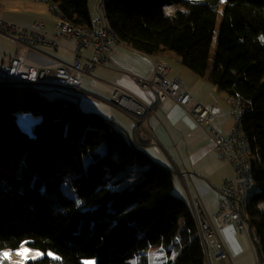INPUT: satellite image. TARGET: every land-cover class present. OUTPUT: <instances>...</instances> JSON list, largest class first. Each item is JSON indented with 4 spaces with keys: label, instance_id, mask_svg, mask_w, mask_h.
<instances>
[{
    "label": "trees",
    "instance_id": "1",
    "mask_svg": "<svg viewBox=\"0 0 264 264\" xmlns=\"http://www.w3.org/2000/svg\"><path fill=\"white\" fill-rule=\"evenodd\" d=\"M47 3L75 24L91 23L88 0ZM172 4L177 11L166 18L162 6ZM104 14L117 41L149 56L173 51L192 72L240 98L256 187L247 222L263 258L264 0H105ZM20 88L0 84V251L27 242L58 259L45 254L25 264H151L149 249L159 246L164 264H207L190 206L172 192L173 168L153 161L113 120L83 112L79 101L48 98L37 85ZM20 112L39 118L32 134L19 127ZM131 163L141 168L138 180L117 190V173Z\"/></svg>",
    "mask_w": 264,
    "mask_h": 264
},
{
    "label": "crops",
    "instance_id": "2",
    "mask_svg": "<svg viewBox=\"0 0 264 264\" xmlns=\"http://www.w3.org/2000/svg\"><path fill=\"white\" fill-rule=\"evenodd\" d=\"M43 3L44 1L39 0H0V18L18 24H21L17 22L20 20L27 24L25 26H30L32 21L33 23L40 21L43 23L42 33L53 37L55 31L52 28L49 30L46 24L48 17L44 11ZM90 8L88 4L90 17L94 19L95 15H91ZM51 16L55 21L53 14ZM67 42H71V45H68ZM13 43L16 48H13L12 55H9L8 59L5 57L2 60L0 68L8 64L14 57H19L26 65L50 67L61 63H71L73 60L71 50L74 49L75 42L72 43L70 40H66V42L62 38L59 40L60 44L67 46L64 49H69L70 52H66L62 47L56 48L43 43L34 45ZM87 49L83 53L84 49L82 48L81 53L89 58L94 48L88 47ZM165 56L172 58L173 61L169 62ZM162 57L170 65L172 71L186 83L187 90L194 101L208 103L212 106L214 121L209 127H201L187 110L169 97L156 102V96L152 90L142 88L135 79L137 75L146 78L152 75V56L119 41L112 44L109 67L95 64L88 73L82 76L79 89L91 93L96 98L79 100V106L82 110L96 112L113 120L131 137L136 130L134 117L110 103L113 90L117 88L138 103L153 108L147 115L143 128L136 132L140 147L158 163L171 168L174 165L183 173L185 184H182L176 176L173 185V189H176V194L179 197L190 205L189 196H193L200 201L206 212L213 213L211 208L219 198L221 184L229 176L230 167L228 162L220 156L207 130L213 128L224 136L231 131L233 121L230 97L226 98L224 92L214 86L206 77L199 79L197 74L189 72L187 70L189 68L181 63L175 52L166 50ZM204 86L207 88V93L199 89ZM245 236L247 235L238 231L235 225L220 226V228L216 226L215 239L225 246L229 258L221 263L214 261L212 264H233V256L242 252L245 242L250 245L253 252L248 237L245 238Z\"/></svg>",
    "mask_w": 264,
    "mask_h": 264
},
{
    "label": "built area",
    "instance_id": "3",
    "mask_svg": "<svg viewBox=\"0 0 264 264\" xmlns=\"http://www.w3.org/2000/svg\"><path fill=\"white\" fill-rule=\"evenodd\" d=\"M53 16L55 18L54 14ZM55 22L58 31L54 34L55 36L49 37L42 33L43 23L40 21H36L30 26H25L0 18V35L18 44L34 45L43 43L58 47V38H74L76 41V48L73 50L71 63H61L55 67H40L26 65L19 57H14L2 70L1 82L6 84L14 83V81H22L26 84L47 83L62 89L65 88L64 90L72 93V91L76 90L81 76L85 74L84 72L88 73L93 65L98 64L109 67V54L114 42L111 40L109 32H106L101 27L100 17L98 18V29L96 31H88L87 34L75 33L71 29L61 27L60 19L55 18ZM88 47H93L94 49L92 55L86 58L80 52L82 48ZM152 62V75L148 79L136 77L138 84L144 89L155 91L157 102L170 97L183 109L188 111L187 107H190L191 112H194L196 121L201 126H210L214 120L212 106L194 101V98L186 88V84L179 77L169 74L170 67L165 61L157 59ZM84 64L87 65L88 70L84 68ZM82 96L96 98L91 94L86 95L84 92H82ZM112 97V103L119 104L125 109V112L133 115L135 122L137 121L135 120L136 117L143 118L151 112L150 108L133 100L117 88L114 89ZM232 106V116H236L239 109L235 108L233 104ZM207 133L212 138L221 156L229 162L231 173L223 182L219 205L215 212H206L198 199L189 196L192 206L195 208L197 225L205 244L206 263L211 264L210 259L216 263H221L229 258L225 246L215 239L216 226L233 224L238 231L247 235L254 252V264H264V257L257 255L259 241L255 233L254 235L249 233L246 222L242 219L240 212V196L250 191V184L246 182L247 166L245 164V154L241 155L243 148L240 135L232 128L226 136L221 135L219 131L213 128L207 130ZM255 193L256 187L254 185Z\"/></svg>",
    "mask_w": 264,
    "mask_h": 264
},
{
    "label": "rangeland",
    "instance_id": "4",
    "mask_svg": "<svg viewBox=\"0 0 264 264\" xmlns=\"http://www.w3.org/2000/svg\"><path fill=\"white\" fill-rule=\"evenodd\" d=\"M40 1V0H39ZM107 1V0H106ZM222 2H224L225 0H221ZM42 2V1H41ZM102 0H88V4L90 5V11H91V15H95V18H99L103 12H102V9H100V4H101ZM43 6H45L44 8V11L45 13L47 14V17H48V20L46 21V24L49 28V30H51V28L53 29V31H55V33L58 31V28L55 27V21L53 19V17L51 16L52 12L50 10V7L47 3V1H44L43 3ZM171 6L175 7L176 9L178 8V5H175V4H172ZM220 17H221V11L219 10L218 11V22H217V27H218V24H219V21H220ZM23 25H27L25 24L24 22L22 21H17ZM33 24V21L31 23V25ZM54 26V28H53ZM217 27H216V30L214 32V38H213V42H212V46H211V51H210V59H209V63H208V70L211 69V67L213 66V53H214V49H215V45H216V41H217ZM55 29V30H54ZM63 39L64 42H66V40H70L73 42H76L74 38H66V37H61ZM61 38H58V43H59V40ZM65 39V40H64ZM68 45H71V42H67ZM18 46V45H17ZM58 47H62L63 50H65L66 52L69 51V49H64V48H67V46L65 45H62L59 43V46ZM13 48H16V45H14L13 42L9 41L7 38L3 37L2 35H0V65H1V62L2 60L6 57L7 59L9 58V55H12L11 51H13ZM57 48V47H56ZM76 48V46L74 47V49ZM73 49V50H74ZM83 53L86 52V50H88L87 48H83ZM73 50H71V53L73 54ZM70 52V51H69ZM165 51H162L160 52L158 55H154L152 56L153 59L157 60V59H160V60H163L165 61V59L162 57V55L164 54ZM173 52V51H172ZM177 54V53H176ZM179 56V55H178ZM165 58L169 61V62H172V58H169L168 56H165ZM180 58V56H179ZM153 61V60H152ZM166 62V61H165ZM25 64V62H23ZM167 63V62H166ZM9 64V63H8ZM168 64V63H167ZM7 65V64H6ZM2 66L0 68V77H1V72L2 70L4 69V67L6 66ZM92 66V65H91ZM170 67V65H168ZM40 67H43V66H40ZM46 67H50V66H46ZM55 67V66H54ZM84 68L86 70L87 69V65L84 64ZM152 69H153V62H152ZM189 70V72L192 73V71H190V69H187ZM169 74H173L175 77H179L175 72L172 71V69L170 68L169 70ZM86 73V72H84ZM193 74V73H192ZM84 75V74H83ZM82 75V76H83ZM81 76V78H82ZM136 77H142V78H145V79H148L146 77H143V76H135V79ZM169 77V75H168ZM173 77V76H171ZM81 78H80V81H81ZM180 78V77H179ZM199 79H202L203 77L198 75ZM207 78V77H206ZM181 79V78H180ZM182 80V79H181ZM209 80V79H208ZM80 81L78 83V85L76 86V90L75 91H72V93L68 90H64L62 89L61 87H57V86H54V85H51V84H47V83H38V84H28V85H37V86H40L42 88V93L45 94L48 98H54V97H62V98H66V99H73L74 101L78 102L79 100H84V99H88L90 100L92 98V96H82V92H84L86 95H90L91 93L89 92H85V91H82L81 89H79V84H80ZM183 81V80H182ZM210 81V80H209ZM184 82V81H183ZM185 83V82H184ZM5 84V83H4ZM26 83L22 82V81H14V83H10V85H14V87L16 88L17 92H19L21 90L20 86L21 85H24ZM186 84V83H185ZM187 88V86H186ZM200 91L202 92H208L207 91V88L204 86L203 88H199ZM119 90V89H118ZM114 91V90H113ZM152 92L155 94V91L152 90ZM223 92V91H222ZM113 93V92H112ZM77 94V95H76ZM92 95V94H91ZM129 96V95H128ZM224 96L227 98L228 95L224 92ZM170 98V97H169ZM166 99V98H165ZM164 99V100H165ZM172 99V98H171ZM112 100H113V97H112V94H111V97H110V103L112 105H115L119 108H121L123 111H125V109L120 106L119 104L117 103H112ZM157 102V101H156ZM200 102V101H198ZM202 103V102H200ZM204 105H209L208 103H202ZM230 106H231V109L233 111V106L232 104L230 103ZM81 107L82 104H81ZM84 109V108H83ZM151 111L153 110V108H150ZM189 113L194 117V112L192 111L191 112V109L190 107H187ZM83 112H89L88 110L84 109L82 110ZM146 117H143V118H138L136 117L135 120H137L135 123H136V130L134 132V135L132 136L133 140L136 141V143L138 145L139 142L137 140V137H136V132L139 131L140 129L143 128V123L144 121L146 120ZM195 118V117H194ZM232 118V117H231ZM16 121L19 125V127L28 132L29 134H32V127L33 125L39 121V118L32 115L31 113H28V112H20L16 115ZM214 121V120H213ZM224 121V120H222ZM233 121V119H232ZM199 124V123H198ZM233 124V122H232ZM200 125V124H199ZM201 126V125H200ZM203 128H206L205 126H201ZM209 127V126H208ZM143 149V148H141ZM143 151H145L143 149ZM220 153V152H219ZM241 155L243 156L244 155V152H241ZM249 155V154H248ZM160 156V154L158 155V157ZM221 156V154H220ZM222 157V156H221ZM224 158V157H222ZM225 159V158H224ZM92 160V157L89 155L87 156V161H90ZM153 161H156L155 159L152 158ZM226 160V159H225ZM227 161V160H226ZM158 162V161H156ZM228 162V161H227ZM171 164V163H170ZM229 164V162H228ZM172 165V164H171ZM229 167H230V164H229ZM172 168L175 172V178L176 176L180 179L181 183L182 184H185V180H184V175L182 172H180L176 166L172 165ZM140 173H141V168L139 167V165H136L135 163H131L130 165H128L127 167L121 169L117 175H118V178H120L121 180V183L119 185L116 186V189L117 190H121L123 189L124 187H128V186H131L135 181L138 180L139 176H140ZM230 173H231V167H230ZM230 176V174H229ZM228 176V177H229ZM226 177L223 182L228 178ZM223 182L221 184V187L223 185ZM221 187H220V190H219V198L217 199L216 201V204L214 206H212V212H215L218 208V205H219V201H220V191H221ZM172 192L174 194L177 193L176 189H172ZM177 195V194H176ZM190 202V201H189ZM261 208L262 210H264V203L261 204ZM233 225V224H232ZM234 226V225H233ZM246 226L247 228L249 229V224L248 222L246 223ZM217 228H220L219 225H217ZM246 235V234H245ZM237 237V236H236ZM245 238H247V236H245ZM248 241V240H247ZM23 245L24 248L30 250L29 253H27L28 255H31V254H34V253H40L41 255L38 257H43L45 254H47L49 257L53 258L54 257H58L57 254H55L54 252L52 251H43L41 249H37V248H33L31 247L30 245H28L27 243L25 242H22L17 248L15 249H11V248H5V249H2L0 252H8L10 253V259H8L12 264H16V262L20 261L21 260V256L17 255V251L19 249H21V246ZM180 246L176 245L174 246L173 248V252L170 254V257H173L178 251H179V248ZM242 252L240 254H238L237 256H233V264H252L254 262V255H253V252L250 248V245H248L246 242L244 243V246L242 247ZM51 254V255H49ZM148 255H149V260L151 262V264H164V262L166 261V257L167 255L165 254V250L163 247H159V246H155V247H151L149 249V252H148ZM2 259H5L3 257H0V262ZM206 259V258H205ZM29 260V259H28ZM27 261V260H26ZM25 261V262H26ZM85 261H93L92 259H87ZM211 261V264L214 262V260L210 259ZM24 262V264H25Z\"/></svg>",
    "mask_w": 264,
    "mask_h": 264
},
{
    "label": "bare ground",
    "instance_id": "5",
    "mask_svg": "<svg viewBox=\"0 0 264 264\" xmlns=\"http://www.w3.org/2000/svg\"><path fill=\"white\" fill-rule=\"evenodd\" d=\"M40 1H47V0H40ZM104 8H105V0L102 1V3L100 4V9H102L103 14L100 16L101 18V27L106 31L109 32L110 34V38L113 42L117 41V37L114 34V32L110 29L107 20L105 18V14H104ZM50 10L52 12V14L55 15L56 19H60V25L61 27L67 28V29H71L73 32L75 33H79V34H87L88 31H96L98 29V18H94L91 20V23L89 26H81L78 24H75L69 20H67L65 18V16L63 14L60 13V10L57 9V6L54 4L53 6L50 7ZM81 53V52H80ZM82 54V53H81ZM83 55V54H82ZM155 60V59H153ZM0 84H4V82H1L0 80ZM6 84V83H5ZM230 102L235 106V108H238V112L236 113V116H232L233 119V126H232V130H235V132L240 135V140H241V146L243 148V152L245 154V164L247 166V171H246V182H248L250 184V191H248L247 194H243L242 196H240V212H241V216L242 219L245 220V222L247 223L248 217L246 214V210L247 207L251 201V199L254 196V182H253V178H252V169H251V158L248 155V136L246 135V133L242 130L241 128V118L244 114L245 108L240 100V98L238 96H231L230 97ZM190 203V209L193 215V218L195 219L196 222V227H197V231L196 234L199 236L200 238V242L202 244L203 250H204V254H205V258H206V250H205V244L202 238V234L201 231L197 225V218L195 215V208L192 206L191 201ZM248 229V228H247ZM251 229V228H250ZM248 229L250 234L254 235V230H250Z\"/></svg>",
    "mask_w": 264,
    "mask_h": 264
},
{
    "label": "snow or ice",
    "instance_id": "6",
    "mask_svg": "<svg viewBox=\"0 0 264 264\" xmlns=\"http://www.w3.org/2000/svg\"><path fill=\"white\" fill-rule=\"evenodd\" d=\"M262 40H264V37H261ZM76 203L79 205L81 202L79 200L76 201ZM27 243V242H25ZM30 250L26 249L23 247V245L21 246V249H19L17 251V255L21 256V260L16 262V264H24V262L28 259H36L38 258L41 254L40 253H34L31 255H28L27 253H29ZM51 255V254H49ZM0 257H3L5 259H10V253L8 252H0ZM54 259H58V257H54ZM85 264H94V261H86Z\"/></svg>",
    "mask_w": 264,
    "mask_h": 264
},
{
    "label": "clouds",
    "instance_id": "7",
    "mask_svg": "<svg viewBox=\"0 0 264 264\" xmlns=\"http://www.w3.org/2000/svg\"><path fill=\"white\" fill-rule=\"evenodd\" d=\"M191 3H195V0H190ZM163 13L166 18H172L177 11V9L171 5H165L162 6ZM180 11L184 12L185 14L188 13L187 9H180ZM261 37H264V35H261L258 37L261 44H264V40L261 39Z\"/></svg>",
    "mask_w": 264,
    "mask_h": 264
},
{
    "label": "water",
    "instance_id": "8",
    "mask_svg": "<svg viewBox=\"0 0 264 264\" xmlns=\"http://www.w3.org/2000/svg\"><path fill=\"white\" fill-rule=\"evenodd\" d=\"M129 97H131V96H129Z\"/></svg>",
    "mask_w": 264,
    "mask_h": 264
}]
</instances>
